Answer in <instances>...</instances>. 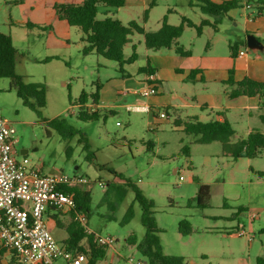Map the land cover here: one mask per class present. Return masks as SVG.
Masks as SVG:
<instances>
[{"label": "rangeland", "instance_id": "obj_1", "mask_svg": "<svg viewBox=\"0 0 264 264\" xmlns=\"http://www.w3.org/2000/svg\"><path fill=\"white\" fill-rule=\"evenodd\" d=\"M12 1L0 0V31L10 34L19 50L17 73L29 83L45 86L47 104L38 116L11 89V80L0 78V117L15 127L16 148L28 151L32 166L43 169L44 174L63 172L88 179L84 189L90 193L89 216L81 225L87 231L92 230L95 236L116 240L110 247L112 263L147 264L136 247L127 243L131 234L137 236L139 243L146 235L141 206L129 183L155 204V217L163 231L160 239L164 254L182 256L187 264H258L259 258L264 259V177L259 174L264 172V156L233 161L223 155L219 142L196 144L194 136L179 130L173 110L168 111L165 119L160 118L162 113L166 114L162 106L151 107L149 112L136 110V106L148 101L135 94L141 91L144 78L139 69L146 66L141 36L137 35L142 41L138 49L140 59L124 66L125 74L129 75L124 79L118 63L97 55H83L82 32L57 18L55 5L63 0H24L21 5L11 4ZM71 1L81 4L84 0ZM190 2L198 3L197 0L162 1L155 16L175 5L179 12L195 21L205 18L199 9L193 12L188 8ZM103 11L101 7V17ZM27 22L53 29L28 30L22 26ZM239 22L242 23L240 18ZM154 25L152 22L151 26ZM230 28L232 34L239 33L234 25ZM185 37L188 39L189 34ZM218 50L227 52L222 45ZM131 54V47L127 46L125 55ZM47 57L61 60L42 63ZM98 84L103 86L104 110L115 112L99 121H79L76 104L80 94L94 91ZM219 89L227 106L224 91L232 92L234 88L219 86ZM119 91L129 94L119 97ZM188 91V88L178 90L182 97ZM55 118L66 119L80 130L88 139L90 150L84 149L79 134L65 138L49 126L48 121ZM216 120L217 115L213 113L212 119H203V122ZM233 128L240 138L249 129L264 131V125L255 116L240 125L234 123ZM149 143H154L150 150ZM186 146L190 149L189 155L183 151ZM181 176L185 181L179 184ZM197 179L211 187L206 209L197 206ZM130 208L133 218L123 224ZM65 216L71 218L69 212ZM45 220L55 240L63 245L68 236L66 230L58 228L47 215ZM183 220L191 223L192 235L180 234L179 223ZM239 231L245 235L238 236Z\"/></svg>", "mask_w": 264, "mask_h": 264}, {"label": "trees", "instance_id": "obj_2", "mask_svg": "<svg viewBox=\"0 0 264 264\" xmlns=\"http://www.w3.org/2000/svg\"><path fill=\"white\" fill-rule=\"evenodd\" d=\"M160 0H153L146 10L144 21H147L149 12L156 7ZM198 7L208 19L202 20L196 25L191 19L182 17L179 25H171L168 22V14L162 20V25L158 31L148 32L145 28L135 21L124 25L117 18L103 14L100 16L99 8H122L126 4V0H85L81 4H57L55 10L58 19L65 21L69 26L78 28L82 32L81 41L84 43L82 53L84 56L97 55L105 60L113 61L119 64V72L124 78L129 75L125 74L124 66L134 64L139 55L137 47L132 46V54L129 58H125L124 49L130 43V38L134 34L144 37L145 46L149 50L158 51L161 49L174 48L175 52L183 57L191 56V53L185 51L178 45L177 40L184 34L186 28H195L197 33L201 35L203 28L212 26L218 30V26L225 18H230V12L242 9L247 5H252L257 10V16L264 14V0H227L221 3H215L212 0H197ZM24 0H14L11 4L21 5ZM191 2L190 6H193ZM26 27L30 30L41 29L43 31L51 29L50 27H41L32 22H27ZM250 33H248L249 35ZM242 44V43H241ZM241 44L237 43L231 46L233 55L236 53ZM247 41H244V46ZM20 55L18 49L14 46L13 38L10 34H4L0 31V78H8L11 80V89L21 99L24 106L41 116V110L47 104V91L43 84L29 83L25 77L17 73V56ZM54 60H61L59 57H47L42 63H49ZM140 73L151 75L155 74V70L147 65L139 70ZM199 71H192L191 75H195ZM158 85L161 82L156 80ZM227 85L235 87L231 92L232 98L246 96L249 98L259 97L261 106L264 109V82L256 81L251 78H245L240 82L234 79V71H230V78L226 81ZM102 85H96V89L91 92L83 91L77 101L78 107L76 118L82 122L99 121L100 118L106 119L108 114L115 111H107L99 108L101 99ZM261 123L264 125V114L259 116ZM177 127H182V131L187 135L195 137L196 144H212L219 142L222 145L223 155L231 158L233 161L241 159L255 160L264 156V131L253 129L243 138L236 139V131L228 120L202 122L197 117H192L188 121H179L175 123ZM48 125L59 131L65 138H74L78 134L81 136L80 141L84 144L86 151L90 150V144L86 136L74 126L70 125L66 119L55 118L48 121ZM154 143L148 144V149L153 148ZM184 153L189 155L188 146L183 148ZM90 156V155H89ZM88 156V157H89ZM94 157V155L91 154ZM93 158H88L92 161ZM109 171L116 177L121 175L114 170ZM264 177V172L259 173ZM198 192L196 195L197 206L206 209L211 199V187L201 183L199 179ZM129 186L135 192V199L140 204L142 210L141 222L146 229V235L142 242H138L136 235L131 234L127 239V243L135 246L137 251L142 255L147 264H187L182 256L166 255L163 252L160 234L163 232L159 227L154 213L155 204L144 196L142 191L129 183ZM73 195L76 202V208L68 211L71 215V222L61 227L59 221L57 224L60 228H64L68 233V238L63 245L70 251L75 253H83L88 256L91 264L103 262L106 259L108 247H100L96 243V236L88 233L81 222L78 215H83L86 219L89 216L90 193L81 188L65 189ZM62 212L52 216L57 220ZM133 218V209L130 208L124 217L123 224H128ZM179 232L182 236H190L193 233L191 223L183 220L179 223ZM87 244L84 245L83 242ZM11 256L10 264H19L17 257L13 252L5 247H0V264H3L5 256ZM258 264H264V259L259 258Z\"/></svg>", "mask_w": 264, "mask_h": 264}, {"label": "crops", "instance_id": "obj_3", "mask_svg": "<svg viewBox=\"0 0 264 264\" xmlns=\"http://www.w3.org/2000/svg\"><path fill=\"white\" fill-rule=\"evenodd\" d=\"M152 1L153 0H126L125 6L116 9V11H111V8L103 7L104 11L102 12V15L107 14L108 16L117 18L124 25H128L130 22L135 21L142 25L148 32L158 31L162 25L164 16L168 14L169 11L171 12H169L168 15V22L169 24L175 26L180 24L182 17L191 19L196 25H199L204 19H208L213 22V19L208 18L206 15L205 18L202 17L195 21L188 15L179 12L176 8L177 6L175 5L173 8L167 7L166 10L162 12V15L156 17L155 11L159 8L160 3L165 0H160L157 6L151 9L147 21H144L145 12L149 8ZM212 1L215 3H221L227 0ZM61 4L76 3L71 0H63ZM197 4L190 6V2L187 5L192 11L194 9L200 10ZM251 7V9H247L245 6L242 9L231 11L230 18L223 19L222 23L218 26V30H215L212 26H207L203 28L201 35H199L195 28H186L184 34L177 40V43L185 51L191 53V56L189 57L178 55L174 48L161 49L158 51L149 50L145 46L144 37L142 35L134 34L131 36L130 43L127 44L126 47L130 46L132 50V46L135 45L138 53V49L142 47V41L138 39V36H141L143 38V46L145 47L146 66L150 65L155 70L156 78L159 82H161V84L158 85L159 93L155 96L148 97L147 103L138 105L136 108H140V111H146L145 109H147L149 112L151 107H165V118L168 117V111L173 110L175 113V123L179 121H188L192 117H197L203 122V119H212V115L215 113L217 115L216 121H223L226 119L232 126L234 123L240 125L241 123L252 119L253 116L259 118L261 114H264V109L261 106V100L259 97L249 98L246 96H240L238 98H232L230 95L231 92L225 90L224 94L228 100V104L225 106L223 102L224 97L221 93H219V86L231 88L230 85L226 84V81L230 78L231 70L234 71V79L236 82H240L245 78H251L256 81L264 82V14L257 16V10L252 5ZM174 18H177L178 21L176 19L175 22ZM239 18L242 20V23L239 22ZM59 22L65 21L59 20ZM152 22H154L156 26H151ZM231 24L239 29L238 34H232L230 26L233 25ZM22 26L23 28L28 29L26 27V23ZM49 27L51 30L53 29L51 26ZM239 27H242V29ZM33 30L41 29L36 28ZM248 33H250L249 35H254L258 39L260 46L251 49L248 44L245 46L243 45L244 41H247ZM186 34H189L188 39L185 37ZM237 43L242 44L233 55L231 46ZM219 45L226 46L227 52L219 53ZM250 50H252L251 54L249 53ZM241 51H244L246 54L241 56ZM138 55V59H140V54L138 53ZM130 56L125 55V58H129ZM192 71L199 72L195 75H191ZM147 76V74H144L142 86L140 88L141 91L147 87ZM122 78L124 77L122 76ZM178 88H188L189 91L187 94L185 92L183 94L184 97H182L179 95ZM232 88L235 89V87ZM138 93L139 92H136L135 94L139 95ZM128 94L129 93L123 91H119L117 93L119 97L126 96ZM105 107V99L102 91L99 108L105 109ZM230 117H232V120ZM160 118L162 117L160 116ZM177 128L179 130L183 129L182 127ZM251 130L252 129H249L245 135L247 136ZM239 138L240 137L236 134V139ZM16 152L18 158H22L23 156L27 157L28 151L26 149L19 151L16 148ZM40 171L43 173V169H40ZM176 172L177 170H175V173ZM79 188L86 191L84 187ZM67 212H62V215L58 216L57 220H54L52 216L58 214L59 212L50 211L47 216L56 223L58 228H60V226L64 227L71 222V218L69 219L68 216H65ZM57 221H59L60 226L57 224ZM88 233H93V231L89 230ZM67 238L68 236L63 241ZM83 244L86 245L87 242L84 241ZM112 250L117 252L115 248ZM112 255L113 253L109 248L106 259L103 262L113 264ZM62 262L63 264H66L64 261ZM10 263L11 256H5L3 264ZM87 264H91L90 261ZM97 264H102V262Z\"/></svg>", "mask_w": 264, "mask_h": 264}, {"label": "built area", "instance_id": "obj_4", "mask_svg": "<svg viewBox=\"0 0 264 264\" xmlns=\"http://www.w3.org/2000/svg\"><path fill=\"white\" fill-rule=\"evenodd\" d=\"M246 8L252 7L247 5ZM245 54L244 51L240 52L241 56ZM156 80L155 74L148 75L147 87L138 94L145 98L157 95L159 89ZM161 117L165 118L166 115L162 113ZM16 133L12 123L0 117V247L13 252L19 264H57L58 261L87 264V255L75 253L58 244L45 217L50 211L75 209L73 195L65 189L84 187L89 184L88 179L63 172L43 174L39 168L31 165L28 157H17ZM184 181L181 176L179 184ZM77 218L80 222L86 221L83 215ZM244 235V231L238 232V236ZM115 242L113 237L96 236V243L100 247L110 248Z\"/></svg>", "mask_w": 264, "mask_h": 264}, {"label": "water", "instance_id": "obj_5", "mask_svg": "<svg viewBox=\"0 0 264 264\" xmlns=\"http://www.w3.org/2000/svg\"><path fill=\"white\" fill-rule=\"evenodd\" d=\"M247 44H248L249 48H251V49L257 48L258 46H260V42L258 41V39L254 35H248Z\"/></svg>", "mask_w": 264, "mask_h": 264}]
</instances>
